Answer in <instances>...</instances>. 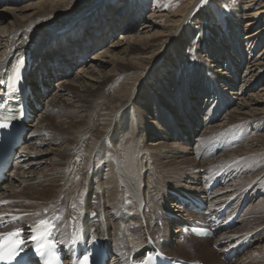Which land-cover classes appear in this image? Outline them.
Listing matches in <instances>:
<instances>
[{
    "label": "rangeland",
    "instance_id": "1",
    "mask_svg": "<svg viewBox=\"0 0 264 264\" xmlns=\"http://www.w3.org/2000/svg\"><path fill=\"white\" fill-rule=\"evenodd\" d=\"M35 1L38 0H23L20 3V6H28V4L30 5L32 4V2ZM83 1L85 2L86 0H79L76 3V5L82 3ZM188 1L189 0H89L88 2L84 3L80 15H84L86 13L90 15L98 8L101 7L105 8L102 12H100L95 16L96 18H93L90 22L87 23L86 29L88 30L89 36H91V38H93V36L96 33L94 31V27L96 26L95 23L98 25L99 22V21L95 22L96 20H100L104 22L106 21L105 18H107L108 28L110 27L109 25L112 23L113 20H116L114 22L119 23L117 24V26H119L118 29L115 28L116 25H114L113 27L111 26L112 33H109V36L105 39V42L103 44H99V46L97 44L95 48L89 50V52L86 55L87 62L90 64H92V62H96L97 58H91V57H93L95 53H101L102 50L112 47V45L110 46V44H114L117 40H119L122 36L121 34L124 32H125L124 35L130 36L132 38L140 37L143 39L144 37H151L152 34L154 35V33L159 28H161V27L158 28L156 25L161 26L164 23H166L167 18L172 17V13L178 11ZM126 3L131 4L133 8H136V10L129 11L128 15H125L126 11L123 10L122 8ZM249 3L250 2H248L247 0H204L203 3H201V0H195V2L186 11V15H184L183 21L179 24L178 30L177 31L174 29L170 30L169 32H167L168 35L162 36L161 40L159 39L161 45H158L156 50L157 51L163 50L164 57L158 62L159 68L157 71L149 73L147 76L145 74L148 72V69H150L149 68L150 65H145V66L139 65L138 67L131 66L129 67V70L126 74L121 73L117 76H114L115 77V79L113 78L114 81H110L109 82L110 84L104 86L103 89L100 88L101 92L99 94L96 95H94L93 93L90 94V97L94 96L93 98L99 96L103 97L102 95H106L107 97H112V95L114 96V93L116 94L117 92H123L124 94H126L129 91L131 90L133 91L134 89H136L135 86L138 83L139 87L138 90H136L133 94V100L130 104L129 110L131 114L134 116V118L132 117V119L133 120L136 119V122H138V125L140 126V129L138 131V134L136 135L135 140L134 141L132 140L133 141L132 144L135 145V143H138V145L141 147L140 148L138 146L141 153V158H138V164L140 165L139 166L140 169L137 170V174H138L137 177L139 183H137L136 186H134L135 192L137 193V195L139 194L138 196L139 200H143L144 198L147 197L149 191L148 184H150L151 182H155L157 185H159L158 187L161 190H164V192H167L171 196V198L168 201V205L173 209L175 207L174 201L172 198V193H170L169 190L170 189L177 190L181 187H185L186 189H190V187L197 189L196 187L199 185V181H201V177H202L201 174H199L200 169L202 168L205 169L204 174L205 173L206 174L203 176L206 179L207 178L210 179L214 177L215 174L218 173L222 174L223 172L220 171L227 167L228 170L231 172V175L234 174L237 175L228 179L230 180L229 181L230 184L226 185L225 188H223L222 191L218 194V197L220 198L221 196L224 195L226 196L228 194L229 195L234 194L235 196L241 197L243 189L246 188L249 189L248 192L249 198H253V200L250 199L249 203L250 202L251 203L247 205L246 209L241 215L242 217H240L239 219L240 220L239 223L235 225L233 228L236 229L237 227H241L240 229L242 230L246 228L247 229L246 232L249 233V236L254 235L253 241L251 242L250 246L244 249L243 252L238 256H236L235 258H232L231 260H225L224 256H220L217 253L220 251L222 244L221 247H218L219 249L215 248L217 245L215 243V239L217 237L200 240V241H194L192 243L188 242L184 244L177 242L176 244L175 243L168 244L167 249L169 250L168 252L170 255H174L178 258H182L189 261L197 260V261L206 262L208 264H218V263L222 264L224 262H225L224 264H242L243 261H245L250 256L253 257L256 255H261L260 253L264 252V216H263L264 215L263 213L264 212V154H263L264 150H261L262 148H260V145L263 144L262 137L264 136V101L261 100L259 105H252L250 104L248 98L249 95H254V94L257 95V93L264 95V92L260 89L262 88V86H264V78L261 79L263 77L262 75L264 74V70L257 71L259 73H257V75L255 76H253V72H250L249 74L243 75V77H241L240 73H242L245 70L246 64L243 63L244 61L242 62L239 61L238 58L239 56L237 55L238 52L242 50L244 51L240 55L242 58L256 56L257 54L260 55V53L264 52V32H261V30L264 29V15H260V17L257 18L256 22L258 21L259 22L256 23L254 26L246 25L251 19L250 16H247L246 13L255 12L258 9L264 10V0H261L260 5L254 6V9L252 11H246L247 7L245 8V6H249ZM11 8H13L12 5H8V4L1 5L0 16H3L5 13H8V15H10ZM129 15H133L135 18L138 17V19L134 20L133 23L134 27L133 25H131V22L128 24V22L130 21V19H128ZM124 16H127L126 18H124L123 24L125 26H123L122 24ZM76 17L78 16H73V17L68 16V19H72V20L74 19L75 20L74 23H76V21H78V18ZM40 20L41 19L37 18V16L32 19L34 23H37L38 21L40 22ZM10 21H11L10 18H8L7 22H5L4 25H1L0 28L8 26ZM152 24H154L153 27L151 26ZM67 25L68 23L63 22L62 24L56 23L53 25H48V26L42 25V26H44V28L48 30L47 36L48 38H50L53 37L54 35L57 36L61 32L62 34L63 33L67 34V30L64 31L62 29V28H66ZM101 26H103V24ZM57 27L59 28L57 29ZM66 29H71V26ZM79 29L83 30V28L81 27ZM160 31L162 32L163 30L161 29ZM256 32H258L257 35L259 38L255 40L254 43L250 41L249 38L248 39L245 38L246 36H248L249 33H256ZM1 35L5 37V33L0 32V38H4ZM159 40L157 39L154 40L153 38V40H151L150 42L159 43ZM131 41L132 39L128 40V42ZM228 55H232L233 59H230ZM234 58H236V61L234 60ZM83 63L84 61L80 62L79 64L76 63L74 66H72L73 71L71 70L70 74H68L70 76H73L72 79L76 76L80 77L81 75H83L86 79L89 78V75L83 73L82 68H80V66ZM231 64L235 65L236 68L238 67L239 64L241 65L240 68L241 72L238 74V76L234 77V79H233L234 69L233 66H231ZM110 67L111 65H108L107 69H110ZM194 74H196V76ZM215 75L216 76L221 75V77L217 79L215 78ZM66 77L68 76H65V74L58 73L54 78H52L50 81L51 82L50 84L52 85H50L51 90L49 91L50 92L49 94H51V92L53 93L55 88L57 89L58 87L57 85L60 83V79ZM131 77L133 79L131 81H127ZM125 82H129V84L131 85L129 87L131 88L125 89L127 87V86L125 87V85L128 84ZM245 83L247 86L244 85ZM191 84L193 85L191 91L186 93L185 98L184 96L180 97V95L185 94L187 87ZM60 85L62 84L60 83ZM249 85H254V88H252L253 90L250 89H248V91L244 90L246 89V87L248 88ZM161 88L168 90V92L172 90L173 95L176 96L175 99L166 100V98L163 96V93L161 94L158 93L159 91H161L160 90ZM239 89H242L241 91L243 92V94L244 93L245 94L242 95L241 94L242 92L237 94L239 92L238 91ZM47 90L45 92H42V93H46L45 98H47V100H45V102L51 99L52 97L51 95L49 96L47 94L48 93ZM214 90L220 92V94L217 95L214 92ZM151 94L154 95V97L151 98ZM263 95L262 98L264 99ZM227 96L233 97L230 102L227 101L228 99ZM220 98L224 102L226 101V103L224 102L220 103ZM147 101H149L147 104L149 106L147 107L148 108L150 107V109H152L154 115L147 114L143 118V115L142 116L140 115L145 111L143 108V104H145V102L147 103ZM240 103L242 104L245 103L247 105L245 107L243 106L244 107L243 109H237ZM196 104L199 106V108L198 106L196 107ZM91 105L92 104L87 105V107L85 108L87 112L86 114H88L89 112L96 111L94 110L95 108H93V105L92 106ZM221 106L224 107L220 109ZM197 109L198 112H196ZM215 110H217L216 114L218 115L216 117L215 115H212L215 112ZM233 111H237V113ZM252 111L254 115L255 113H257L256 115L261 114L263 116H261L260 118H255L254 116H252L250 118H247V120L244 119L240 121L239 118L242 119V117H247V115L243 113L246 112L252 113ZM160 113L163 114L161 115ZM208 115H212V120L210 122H208L210 120V117H208ZM159 116H160V120L157 118ZM199 116L200 118H202L204 122L203 123L204 128L201 127L199 129V133L197 134V139L200 136H202L201 145L202 144L207 145L205 141H213L214 139L216 141L217 139L223 138V133L228 134L227 141H230L231 138L234 137L232 131H235L238 128L240 129V131L243 132L245 131L244 137L242 138L243 133H241L240 135L241 140L232 149L228 147L227 144L226 145L227 148H224V146H222L224 151L218 153L215 157L205 158V160L204 159L198 160L199 147L198 148L195 147V144H193L194 141L188 142V140H186L187 136L184 137V139H182L181 137L185 133L190 134L191 131H194L193 129L198 124ZM40 118L41 116L39 113L35 121L39 120ZM65 119L66 117H62V116L55 117L54 121L56 120L55 121L56 123H60ZM191 119L196 120V123H194V125L188 122ZM183 122L184 125H186L185 126L186 128L181 130L182 128L180 127V125H183ZM151 129H154V132L152 134L153 136L152 138H148L146 134L151 133L152 132ZM172 132H174L175 135H171ZM173 136H177V137H173ZM178 137H180V139ZM44 138H45L44 136H39V137L37 136V138L34 141L35 142L43 141ZM32 143L30 144L32 145ZM160 143L163 144L160 145ZM60 144L62 145L60 146ZM34 146H36V144H34L33 147ZM65 146H66L65 142L62 143L54 142L50 144H43L41 146L38 145L37 151L30 149L32 152L42 153L39 154V156H42L43 159H40V161L42 160L40 164L38 163L36 165L30 166L29 170L36 173L35 175H38V173L42 171L44 172L61 171L63 166V164H61L62 163L61 160L63 157L60 159V156H57L59 154H56L58 153V150L55 149H60L59 147L63 149ZM117 148L119 151L117 150ZM117 148L115 149L117 152V154L116 152L114 153L115 156L114 155L111 156L110 159L108 157L106 159V155L102 156L101 158H99L98 164H96L94 167V174L91 177L92 182L91 181L89 182V184L94 189L93 192L94 195H96L95 192L98 189L100 188L102 189L103 186L107 187V184L113 183L112 182L113 180L114 182L117 181L118 183H120V185L117 188L119 191V195L116 194L112 197H119L120 193L122 194L123 192H125L124 189L126 187L127 189L131 188V191L133 189L132 185H130L131 180L125 179L126 182H124L123 176L118 177L116 175H115L117 177L116 179L115 178L109 179L110 174L107 175V173H110L111 170L114 171L115 169H117L118 164L121 163L122 157L121 155L118 156V154L121 153L120 148L119 147ZM236 148L239 151L238 150L236 151L235 150ZM151 149L154 151H152ZM158 152L163 153V155L165 154L169 155V158L163 157L162 159L159 160L160 157H156ZM225 152L226 153L229 152V153L225 155L226 154ZM236 152L242 154L237 158ZM80 153L81 155L83 153H86L84 152V147L83 148L78 147L76 154L74 155V157L75 156L77 157V158L75 157L76 160H78L79 158L78 162L81 164ZM150 154L152 156H150ZM170 155H172V157H170ZM222 155H225L226 159ZM220 156H222L224 159ZM235 157L239 161L236 160L238 163L232 165V161L236 162L234 161ZM189 158H194L195 161L189 160ZM220 158L224 161L225 160H227L228 162L229 160L231 161L230 163H228L227 161L224 162L219 160ZM169 160H171L170 165H168L169 167L168 166L165 167L166 162H168ZM159 162L160 163L163 162V164L162 163L160 164ZM185 162H187L186 165ZM206 163L207 166H205ZM80 164L78 165L77 169H75L74 171L75 181L74 182L72 181L70 184H68L69 179L66 180V183L68 184L69 188H72L75 185L73 191L66 190L67 194L66 196H64L63 203H61L67 206L66 214L68 215V219L70 218L71 215L70 212L74 209L73 207H75L76 205L75 203L79 202V199H81L80 198L81 193L85 189L84 186L81 184V182H84L85 180L83 176L85 174L86 169L81 168L82 166H80ZM199 165H201V167ZM222 165L225 166L223 169L221 168ZM163 166L164 168H162ZM178 166L180 167V169L178 168ZM156 167L161 168V170ZM174 167L175 168L177 167L176 170ZM170 168H172L173 170ZM139 177L142 178V182H140ZM204 178H202V181ZM196 181L198 183L194 184V182ZM18 183L19 181H17L16 185H18ZM26 185L27 186L25 191L27 192H30L31 190L35 191V189H40V188L42 189L43 186L33 183ZM53 185H54L53 183H49L48 185L44 184L43 188L46 187L47 189L48 188L49 189L51 188V190L53 189L52 193H50L49 196L51 197V199H56L61 193L58 191V189L61 187L62 183L58 182L55 184V186ZM240 185H247V186L244 187L242 190L238 191L237 187H240ZM257 189L258 190L261 189V191H258ZM72 194H74L73 195L74 197L72 196ZM71 196L73 198H71ZM225 196L222 198H225ZM10 197H12V193H10L7 196V198ZM126 209H129L130 211L131 210L134 211V209H131L130 206H126ZM31 212L34 213L35 211L33 210ZM260 214L262 215L260 216ZM250 215H251L250 217L251 219L249 218L247 223V221L245 220H247ZM255 216L256 218H254ZM99 220L100 218H95V223L98 222ZM67 221L66 222L64 221L63 225H66ZM162 221L165 222L164 220ZM171 222L173 221L170 220L169 222L170 229L175 234L174 236H176V232L174 231H176L177 226L176 225L171 226L172 225ZM132 225H130V230H132L131 229ZM152 225L153 227L157 228L155 219ZM233 228L228 230H234ZM248 228L249 229L252 228L254 230L252 229L249 230ZM224 232H227V230ZM173 233L171 234L173 235ZM121 235L124 234L120 233L119 235H117V237ZM203 247L204 248L206 247L205 249H209L210 252L215 251V254L213 255L214 258L213 257L210 258V256H206V255L205 256L201 255L198 252V249L199 248L202 249ZM215 259L218 260L217 263H214ZM254 262L256 264H260V263L264 264L263 256L256 257L254 259Z\"/></svg>",
    "mask_w": 264,
    "mask_h": 264
},
{
    "label": "bare ground",
    "instance_id": "2",
    "mask_svg": "<svg viewBox=\"0 0 264 264\" xmlns=\"http://www.w3.org/2000/svg\"><path fill=\"white\" fill-rule=\"evenodd\" d=\"M22 1L23 0H0V8H1V5H4V4L12 5L13 7L10 9V15H8V13H5L3 16H0V26L4 25L5 22H7L8 18H10L11 20L8 26L0 28V32L5 33V37L1 35L4 38H0V76L2 75L3 69L7 67L10 63H13L14 59L12 58H14L15 55L17 54H21V56L29 55L30 56L29 58L32 60L30 62L32 66V70L29 73L27 83H30L33 85V90L37 91V93L35 94V97L36 98L38 97V99H41L42 102L47 100V98H45L46 93H42L41 89H39L40 83L44 85L45 89L46 88L48 89L47 94L49 96L51 95L52 97L51 99L45 102L44 110L40 113L41 118L35 121L34 123L30 124L32 126V130L29 134L30 135L36 134L38 137L44 136L45 137L44 140L36 141V142L33 141L32 145L31 144L24 145L22 149L23 154L20 156L22 157V159L18 162V165L15 168V171L10 174L11 180L6 185L4 192L2 193L3 199H9L7 211L12 212L14 214L24 213V212L34 214L31 211L33 210L42 211L44 210V207L46 206L52 205L54 207V206H58L61 203H63L64 196H66L67 194L66 190L73 191L75 188V185L72 188L68 187V184H70L72 181L73 182L75 181L74 171L75 169H77L78 165L80 164L78 162L79 158L78 160H76L75 159L76 156L74 157V155L76 154L78 147H81V148L84 147V152L86 153H83L82 155L80 153L81 155L80 166H82L81 168L86 169L85 174L83 176L85 180L84 182H81V184L84 186L85 189L81 193V197H80L81 199H79V202L75 203L76 204L75 207L72 206L74 209L70 212L71 213L70 218L68 219L67 224L63 225L64 227H66L64 228V232L65 233L68 232L67 228H71V227L77 228L80 225L84 226V224H86L88 221H90L89 219L92 218L90 217V213H89L90 210H92L93 211L92 215L94 213H98V214L100 213L99 215L100 220L96 223L92 221L93 225L96 226L98 231L104 232V233L107 231V234L110 238L117 239L118 238L117 235L120 234V232H117L118 228L122 226L123 231L126 233V236H127V243H129L132 247H138L139 245L146 243V242L149 243V239L153 240L154 238H156L155 235H157V239H155L154 242L159 240L160 230L158 227L155 228L152 225L154 223V219L156 218H159V220L165 221L164 224L166 228L165 229L166 238L167 240L168 239L173 240L172 238L173 235L171 234L172 231L169 225L170 220L168 218V215H169L168 212H173L168 205V201L171 198V196L167 192H164V190H161L158 187L159 185H157L155 182H151L150 184H148L149 186L148 195L143 200H139V197H138L139 194L137 195V193L134 190V186H136V184L139 183L138 177H137L138 175L137 170L140 169L139 168L140 165L138 164V158H141V153L139 149L140 146L138 145V143H135L137 147L132 143L135 140L136 135L138 134L140 126L138 125V122H136V119L135 120L132 119V117L134 118V116L131 114L129 109H130V104L133 100V94L136 90H138V87H139L138 83L136 86L134 85L136 89H134L133 91L131 90L126 94H124L123 92H117L116 94L114 93V96L112 95V97H107L106 95H102L103 97L99 96L96 98H93L94 96L90 97V94L91 93H93L94 95L99 94L101 92L100 88L103 89L104 86L110 84L109 83L110 81H114L115 79L114 76H117L121 73L126 74L129 70V67L131 66L138 67L139 65H142V66L150 65L149 67L150 69H148V72L145 74L147 76L149 73L157 71L159 68L158 62L164 57L163 50H159V51L156 50L157 46L161 45L160 44L161 37L164 35H168L167 32H169L170 30H173V29L176 31L178 30L179 24L183 21L184 15H186V11L195 2V0H189L178 11H176L175 13H172V17H168L167 22L164 23L163 25L161 26L156 25L158 28L159 27L161 28H159L154 33V35L152 34L151 37H144L143 39L140 37L132 38L130 36L124 35L125 32L122 33L121 34L122 36L119 40H117L114 44H110V46L112 45V47L109 46L110 48H106L104 50L101 49L102 50L101 53H95V55L91 57V58H97L96 62H92V64L88 63L87 60H85L86 53H88L89 50H91L92 48H95L97 44L99 46V44H103L105 42V39L109 36V33H112L111 26L113 27L114 25H116L115 27L116 29H118L119 27L117 26V24L119 23L114 22L116 20L112 21V23L109 25L110 26L109 28H108L107 18H105L106 21L104 22L100 20H96L95 22L99 21L98 25L94 22L96 25L94 27V31L96 33L93 36V38L89 36L88 30L86 29L87 23L90 22L93 18H96L95 16L105 9L104 7L96 9V11H94L90 15L87 13L84 15H80V12L83 9L82 7L84 3L88 2L89 0L88 1L86 0L85 2L83 1L82 3H79L78 5H76V3L79 0H38V1L32 2V4L30 5L28 4V6H20V3ZM247 1L250 3H249V6H245V8L247 7L246 11H252L254 9V6H258L261 4V0H247ZM122 9L126 11L125 15H128L129 11L136 10V8H133L131 4H127V3L124 4ZM246 14L247 16H250L251 18L250 21L246 25L254 26L256 23L259 22V21L256 22L257 18H259L260 15H264V10L258 9L255 12H247ZM36 16L37 18H40L41 20L40 22L38 21L37 23H34L32 19ZM68 16H71V17L78 16L76 17L78 18V21L74 23L75 20L68 19ZM126 17L127 16H124L123 21L121 20L122 24L124 23V18ZM128 19H130L128 24L131 22V25H133L134 20L138 19V17L135 18L133 15H129ZM63 22L68 23L66 28H69L71 26V29L62 28L64 31L67 30V34H64V33L62 34V32L60 31L61 33L57 35L58 37L54 35L53 37L48 38L47 36L48 30L45 29L44 26L42 25L48 26V25H53L56 23L62 24ZM125 22H126V19H125ZM102 24L103 26H101ZM123 26L125 25L123 24ZM151 26L153 27L154 24H152ZM80 27L83 28V30L79 29ZM58 28L59 27H57V29ZM161 29L163 30L162 32L160 31ZM261 32H264V29L261 30ZM257 34L258 32L249 33L248 36H246L245 38L247 39L249 38L250 41L254 43L255 40L259 38ZM153 38L154 40L160 39L159 43H156V42L151 43L150 41L153 40ZM131 39L132 41L128 42V40H131ZM242 52L244 51L243 50L239 51L237 55L239 56L238 57L239 61L241 62L244 61L243 63L246 64V67H245V70L242 73H240L241 65L239 64L238 67L236 68L235 65L231 64V66H233V69H234L233 79L234 77L238 76L239 73L241 77H243V75L249 74L250 72H253V76H255L257 75V73H259L257 71L264 70V52L260 53V55L257 54L256 56H251V57H246V58L244 57L242 58L240 56ZM228 56L230 57V59H233L232 55H228ZM79 58L84 59V63L80 66V68H82L83 73H86L87 75H89V78L86 79L83 75H81L80 77L76 76L73 79H72L73 76L62 78L60 79V83L62 85H60L59 83L57 85L58 86L57 89L55 88L54 92L53 93L51 92V94H49L50 93L49 91L51 90L50 85H52L50 84L51 79L54 78L58 73L67 74L65 71V68L72 69V66L78 63ZM234 60L236 61V58H234ZM108 65H111L110 69H107ZM86 66H87V69H86ZM194 75L196 76V74ZM37 76L39 77L37 78ZM262 76L263 77L261 79L264 78V74ZM220 77L221 75L220 76L215 75V78L217 79ZM132 79L133 78L131 77L127 81H131ZM33 81H35L34 84H33ZM125 83H128L125 85V87L127 86L126 88L124 87L125 89L131 88L129 87L131 86L129 82H125ZM244 85H246V83ZM192 88H193V85L192 84L189 85L187 87V90L185 91V94L180 95V97L184 96L185 98L186 93L191 91ZM252 88H254V85H249L248 88L246 87V89L244 90H247V91L248 89L253 90ZM260 89L264 92V86H262V88ZM160 90L161 91H159L158 93L159 94L163 93V96L166 98V100L175 99L176 96L173 95L172 90L170 92H168V90H165L164 88H161ZM241 90L242 89H239L238 90L239 92L237 94L242 92ZM214 92L217 95L220 94V92L216 90H214ZM0 94H1V90H0ZM241 94L244 95L245 93L243 94L242 92ZM254 95L248 96L250 104L259 105L261 100L264 101V99L262 98L263 94L261 95L257 93V95L255 96ZM152 97H154V95L151 94V98ZM232 98H233L232 96H229L227 101L230 102ZM223 99H224V96H223ZM148 102L149 101L143 104V108L145 111L140 115V116L143 115V118L147 114L154 115L152 109H150V107L149 108L147 107L149 106L147 105ZM223 102L224 101L220 98V103H223ZM224 103H226V101ZM90 104L93 105V108H95L94 110H96L95 111L96 113L94 111L89 112L88 110L89 113L86 114L87 112L85 108L87 107V105H90ZM246 105L247 104L245 103L243 104L240 103L237 109H243ZM197 106L198 105L196 104V107ZM196 112H198V109L196 110ZM233 112L237 113V111H233ZM160 114L162 115L163 113H160ZM243 114H246L247 117H242V119L239 118L240 121L244 119L247 120V118H250L252 116H254L255 118H260L261 116H263L261 114L256 115L257 113H255L254 115L253 111L252 113L246 112ZM212 115H215V117L218 116L216 113L215 114L213 113ZM61 116L66 117V119L64 121H61L60 123H56L55 122L56 120L54 121V118L61 117ZM157 118L160 120V116ZM188 122L194 125V123H196V120L191 119ZM185 126L186 125H184V122H183V125H180V127L182 128L181 130L185 129L186 128ZM151 131H152L151 133L146 134L148 138H152L153 136L152 134L154 132V129H151ZM262 141H263V144L262 145L259 144V145H260V148H262L261 150H264V136L262 137ZM54 142L56 143L65 142L66 143V146L63 149L61 147H59L60 149H55V150H58V153L56 154H59V155L57 156H60V159L63 157L61 160L62 162L61 164H63L62 170L58 172L42 171L38 173V175H35L36 173L30 171L29 168L32 165H36L38 163L40 164V162L42 161V160L40 161V159H43V157L39 156V154H42V153L32 152L31 150L37 151L38 145L41 146L43 144H50ZM34 144H36V146L33 147ZM162 144L160 143V145ZM61 145L62 144H60V146ZM117 147L120 148L121 153L119 152L120 154H118V156L121 155L122 157V158L120 157L122 159L121 163L118 164L117 169H115L114 171L111 170L110 173H107V175L110 174L109 179L110 178L116 179L117 178L116 176L118 177L123 176L124 182H126L125 179L131 180L130 185H132L133 189L131 191V188L127 189L126 187L124 189L125 192H123L122 194L120 193L119 197H112L116 194L119 195V191L117 188L120 185V183H118L117 181L114 182L113 180L112 181L113 183H109L107 184V187L103 186L102 189L101 188L98 189L95 192L96 195H94L93 194L94 189L89 184L90 181L92 182L91 177L94 174V167L96 164H98V160L102 156L106 155V159L107 157L110 159L111 156H113L114 153L116 152L115 149ZM235 150L237 151L238 149L236 148ZM155 151H156V148H155ZM228 153H226L225 155H227ZM236 153H237L236 155L237 158L242 154L239 152H236ZM225 155H222V156L225 157ZM150 156L152 155L150 154ZM156 157H160L159 158L160 160L163 157L169 158V155H166V154L163 155V153L158 152ZM170 157H172V155H170ZM237 158L235 157L234 161L238 160ZM189 160L195 161L194 158H189ZM219 160L224 161L221 158ZM226 161L227 160H225L224 162ZM230 161L231 160L227 162L230 163ZM47 163H48V160H47ZM161 163L163 164V162ZM170 163H171V160L166 162L165 167L170 165ZM186 163L187 162H185V165ZM235 163H238V162L232 161V165ZM156 166H159V165H156ZM199 166L201 167V165ZM205 166H207V163ZM224 167L225 166L222 165L221 168L223 169ZM156 168H159V167H156ZM162 168H164V166ZM178 168L180 169L179 166ZM159 169L161 170V168ZM226 172H223L222 174L227 175ZM216 175L218 174H215V176ZM139 178H140V182H142V178L141 177ZM67 179H69L68 184L66 183ZM17 181H19L18 185H16ZM58 182H61L63 185V186L61 185V187L58 189V191L61 193L56 199H51L49 195L50 193H52L53 189L52 190L51 188L47 189L46 187L43 188V186L44 184L48 185L49 183H53L54 184L53 186H55V184ZM30 183L37 184V185H43L42 189L41 188L35 189V191L31 190L30 192L25 191L26 186H27L26 184H30ZM66 184H67V187H66ZM246 186L247 185H240V187H237V190L238 191L242 190ZM258 191H261V189ZM248 192H249L248 188L243 189L242 195L240 198L242 200H244L245 196H248L249 198ZM10 193H12V197L7 198V196ZM73 195L74 194H72V196ZM72 196L71 198L74 197ZM229 196H235V195L228 194L225 196V199ZM94 198L98 199V204L97 206L92 207L91 202ZM35 200H38V201H35ZM160 204H162L161 209H166V213H160L161 212L159 210L160 207L158 208ZM121 205L130 206V207L132 205L131 209H134V212L137 211L139 213V215L135 216L134 218H131L128 225H124L122 223L117 224L115 222V216L119 215L120 213L119 207ZM176 209L177 210L179 209V211L183 210L182 206H178L176 207ZM181 211L178 214L183 216L184 210L182 212ZM85 214L88 215L87 219H85L86 218L84 216ZM261 215L262 214H260V216ZM250 217L251 215L248 217L247 220H245L247 221V223ZM31 218L32 216L30 215L27 218V220ZM96 218H98V216ZM254 218H256V216ZM132 224H136L138 226L141 225V227H144V228L141 231L135 232V231L130 230V225ZM177 224L179 223L177 222ZM240 228L241 227H237L234 230H228L227 232L222 233L215 239V243L222 244L220 251L217 252L220 256H223L224 252L228 250L230 247L239 245L244 242H248V243L250 242L249 233L246 232L247 229L243 228L245 230L244 231ZM174 232L181 233L182 230L180 228H177L176 231ZM251 236L254 237V235H251ZM176 240L177 239H175V241ZM205 248L204 247L202 249L199 248L198 252L201 255L210 256V258L213 257V255L215 254V251L210 252L209 249H205ZM260 254L261 255H256L253 257L248 256L249 258L246 257L247 259L243 261L242 264H256L255 263L256 261L254 262V259L259 256L260 257L263 256V260H264V252ZM217 262L218 260L215 259L214 263H217Z\"/></svg>",
    "mask_w": 264,
    "mask_h": 264
},
{
    "label": "snow or ice",
    "instance_id": "3",
    "mask_svg": "<svg viewBox=\"0 0 264 264\" xmlns=\"http://www.w3.org/2000/svg\"><path fill=\"white\" fill-rule=\"evenodd\" d=\"M204 0H201L203 3ZM20 79L19 70L16 69L14 75L9 76L8 80L0 79V85L8 83L9 88L12 91H16V82ZM6 105L0 103V128H7L9 123L14 119L12 115L3 114ZM16 219V217H13ZM55 230V225L48 220H40L35 227H32L31 231L33 235L30 239L34 242V254L42 258L52 257L59 264L60 256L55 249V240L52 239V233ZM22 229H14L11 232H0V261H16V264H31V259L28 258L27 252L24 249L25 241L21 238ZM75 236V239H78ZM95 237H93V240ZM60 243H64L61 241ZM152 259V255L149 254L145 257L140 264H148V261ZM47 264H51V261H47ZM73 264H89V258L84 255L82 260L73 261Z\"/></svg>",
    "mask_w": 264,
    "mask_h": 264
}]
</instances>
